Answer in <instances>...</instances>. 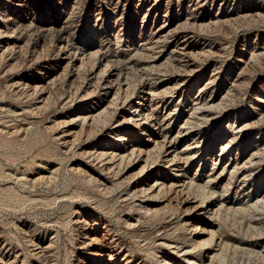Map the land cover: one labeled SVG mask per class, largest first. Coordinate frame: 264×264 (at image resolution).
<instances>
[{
    "label": "rangeland",
    "instance_id": "rangeland-1",
    "mask_svg": "<svg viewBox=\"0 0 264 264\" xmlns=\"http://www.w3.org/2000/svg\"><path fill=\"white\" fill-rule=\"evenodd\" d=\"M22 1L23 9L17 11L10 0H0L1 18L4 14L26 18V26L12 33L23 36L18 50L5 49L10 32L0 31V264L96 262L99 257L89 253V239L82 234L92 236L94 222L97 236L105 232L120 245L109 264H123L127 252V264H163V258L186 264L159 244L165 238L192 243L190 229L174 227L193 204L183 202L185 194L168 192L173 213L170 206L153 215L126 198V174L114 191L100 192L95 179L105 177L109 185L113 177L85 151L103 137V129L94 136L76 126V137L67 142L62 133L87 93V78L105 65L101 53H107L112 60L108 65L121 72L124 87L128 86V92L120 91L118 96L125 103L106 112L112 117L110 123L126 113L130 101L153 89L145 96L159 113L162 127L183 133L176 144L165 148L169 152L189 143L188 148L194 146V156L186 165L189 179L204 183L213 177L208 186L217 199L226 186L227 200L244 204L255 198L264 190V0ZM53 4L66 17L71 45L102 49L80 61L82 73L73 79L75 83L69 78L70 68L54 60L60 48L56 33L50 30L42 36L39 31ZM160 23L169 25L170 31L157 39L153 30ZM183 46L188 49L181 51ZM48 72L56 76L54 86L41 93L36 85ZM42 97L45 101L40 102ZM133 132L132 139H138V131ZM228 139L233 141L222 153L219 147ZM234 163L239 167L235 172ZM173 176L166 169L160 177ZM177 183L174 190L179 191L182 186ZM189 194L191 199L193 191ZM248 213L220 218V234L238 248H229L226 259L215 264H264V208ZM194 216L189 219L199 226L207 220L206 215L199 220ZM85 219L93 223L88 229Z\"/></svg>",
    "mask_w": 264,
    "mask_h": 264
},
{
    "label": "bare ground",
    "instance_id": "bare-ground-1",
    "mask_svg": "<svg viewBox=\"0 0 264 264\" xmlns=\"http://www.w3.org/2000/svg\"><path fill=\"white\" fill-rule=\"evenodd\" d=\"M10 1H11L12 9L17 11L19 9H23L24 4L22 0H10ZM52 6H53L52 14H49L50 17L48 19H45L44 22L40 23L39 31L42 32V36L44 33H47L50 30H52L53 33H56L55 34L57 35L56 41L58 42L60 48L58 49V52L54 57V60L56 61V64L58 66L60 64H64L65 68L67 66V70L70 68L69 78L70 80L74 81L76 77L77 78L78 76L80 77L81 74L80 75L78 74L82 73L80 71V69L82 70L81 68L82 63L80 61H82L83 58L89 56L90 57H92L93 55L97 56V54L99 53L98 51H102V49L100 48L94 49L92 47H88L82 50L81 47L79 48L77 46L74 47L73 45H71V42H69L68 34H66V30H65L66 17L64 16V14H62V12H59L57 10V6H58L57 4H53ZM0 19H1L0 31H4L6 34L10 32L6 36L4 35L5 49L6 48L8 49L9 46L15 48L20 47V45H22L21 40L23 36L21 37L18 34L16 35L12 33L16 32L19 28L26 26L25 25L26 23L24 24L25 22L24 20H26V18L16 19L11 16L7 17V15L4 14L2 18L0 17ZM27 31H29V29H27ZM27 31H25V33H27ZM169 31H170L169 25L167 26V24H162V23L154 27L153 30L154 36L157 39L162 37L165 38ZM22 33L24 32L22 31ZM181 41L182 40H178L177 42L183 43V41L182 42ZM50 42L49 44H51ZM89 46H91V44H89ZM187 49H188L187 46H183L181 48V51L182 50L186 51ZM106 54L107 53L104 52L101 53V56L99 58L105 62V65L103 66L99 65L98 68L95 69L91 73V75L87 78L88 81L86 80L87 82L85 85V89L87 93L86 92H84L86 94L83 93L84 95L81 96L83 101L79 105V109L76 111L75 114L72 115V117L67 122V125L70 126L65 128V130L62 133L63 141L67 142L68 140L67 138L74 139L76 137L77 135L76 133L77 131L75 130L76 126H79L78 128L81 131L84 130L86 134L93 133L92 135L94 136L100 133V131L103 129L101 131L103 137L100 138V140L98 139L94 140L95 144L93 146L91 145L92 150L88 149L85 151V153L88 154V157H90L91 160H93L94 162L96 161V163L98 164V168H101V170L103 171L107 170V173H109L113 177L112 183H110L109 185L107 181L108 179L105 181L106 179L105 177L101 179L94 178L96 180L97 185L95 183L94 184L95 186H98L101 189L100 192L103 191L104 193H107V192H112V190L114 191L113 188L116 187L117 185L119 186L120 184L119 182L122 178V175L126 174L123 178V180H125L124 184L128 186V189L126 190L125 193V195L127 196L126 198L129 197V199H132L133 202L137 201L138 204L136 205L134 204V206H136L137 209L138 208L143 209L145 212L150 211V214L153 215H156L157 212L163 209H170V206H172L170 198L167 196L168 192L171 194L173 190L174 192L173 194L175 195L179 192L185 194L183 202L187 204L190 203L193 204L190 207L185 208V214L182 216L181 220L175 222L174 225L176 226L174 227H177V229L180 228L184 230L190 229L191 231L190 230L189 231H190V237H192L191 238L192 243L185 244V242L179 240H174V242L173 241L171 242L166 240L165 237L161 236L160 238L163 239L165 238V239L162 242H159V244L165 246V248H167L168 250H172V252L174 254L176 253L177 256L181 258L182 261H185L186 264H215L216 261L226 259V255H227L226 252L228 251V249L229 248L234 249L237 246L233 244L231 246V243L229 242L228 238L220 234L219 232L220 230L219 222L221 220L220 218L225 216L227 217L228 214H232V215L234 214L235 216L236 214L239 216L244 215L245 212L248 213V211H250L252 208L255 209H262V207L264 208V190L262 191L261 194H259L255 198L252 199L248 198L247 203L242 204L237 199L236 201L227 200V198L224 195L225 192L227 191V186L223 188L222 192L224 193L220 194L221 198L217 199L216 196L218 195L214 196L216 191L208 186V181L212 180L213 178L212 176H211L212 178L207 177L208 180L204 183L196 182L193 179V177L189 179L186 173V168H187L186 165L190 162V160L194 156L192 155L194 151L193 149L194 146L192 147L190 146L188 148L190 144L189 143L188 145L175 147L172 151L170 150L169 152L168 149L165 148V145L171 144V142L176 144L180 136V133H182V131H178L176 134H174L169 129L162 127L163 123L160 121L161 119L158 120L156 116L159 113H156L154 109L150 108L149 106L150 104L148 105V98H146L145 96V95H150L152 93L153 89L151 88L147 90L144 89L145 90L144 97L134 102H132L133 100L130 101L129 109L126 110V113H123V115H121V117L118 120H115L113 123H110V119L112 117L108 118L106 112L108 111V108H110L111 106L117 108V106L120 103H122V105L123 103H125V100H123L122 98L120 99L118 96L120 91L122 93L123 92L127 93L128 86L124 87L125 82L120 74L121 72L115 70V68H113L112 65H108L112 62V60ZM108 66H111L110 69H108ZM113 66L115 67V65ZM106 71H108L107 74ZM67 73L68 72H66L65 75H67ZM96 77H99L100 81L99 80L97 81ZM55 79L56 76H54L52 72H48V75L45 77V79L43 81H40V83L37 84L36 87L40 88L41 93H45L44 91L46 90V87H50L49 85H51ZM71 83L73 84V82ZM94 83H96L97 86L96 85L94 86ZM130 94L132 95V93ZM130 94L128 96H131ZM43 101H45L44 98L40 102ZM149 125L152 126V129H149L148 127ZM133 130L134 131L137 130L139 133L138 139L136 140L132 139ZM59 137L61 136L59 135ZM232 141L233 140L228 139V141H226L225 143H221L219 147L220 151L222 152L225 151V149L229 148L228 145ZM259 150L261 151V148ZM157 168H160V170L159 171L154 170ZM238 168L239 167L237 163H234L233 166L234 172L238 170ZM166 169L170 171L171 175L172 174L174 175L173 176L174 178L166 177L165 179L163 178L162 180V177L160 176L164 174V171ZM153 172L155 173L153 174ZM248 175L250 174L249 173L243 174V176H248ZM208 176H210V174H208ZM106 177L109 176L106 175ZM245 179L243 181V184L246 183ZM123 182L124 181L121 180V183ZM176 182H178L177 183L178 186H182L181 188H179L180 189L179 191L177 190L178 187L177 189L174 190V187L177 186L175 184ZM191 190L193 191V196L190 199L189 198L190 194L188 195V193H190ZM247 195H249V193H247ZM172 208L173 206L171 207L173 213ZM192 214H195L193 218L197 220H199V218H202L204 215H206L207 220L204 221L203 226H199V224L196 223L194 224L189 219V217ZM83 222L85 223L84 225H86L87 229L89 228V226L93 225V223L90 224V222L86 221V219ZM95 225H97V223L94 222L92 228V234H93L92 236L87 235L86 232L82 233L84 238L89 239V241L86 243V245H90L89 253L92 256L99 257V259L96 262L87 263V264H109L110 261L115 260V256L120 251L117 250L116 248L117 247L120 248V245L117 243L118 240L112 237V235L110 241L108 239L109 238L108 234H106L105 232L101 234V236H97L98 227ZM112 243L114 245H112ZM44 248L42 250H44ZM123 255L124 256H122L123 257L122 261H125L123 264H127L128 262L127 259L129 257L128 252L124 253ZM163 261H164L163 264H175L173 259L163 258ZM78 263L85 264L82 260H79Z\"/></svg>",
    "mask_w": 264,
    "mask_h": 264
}]
</instances>
